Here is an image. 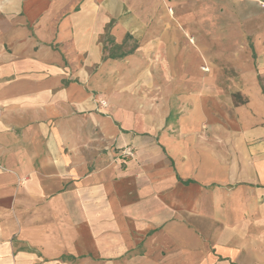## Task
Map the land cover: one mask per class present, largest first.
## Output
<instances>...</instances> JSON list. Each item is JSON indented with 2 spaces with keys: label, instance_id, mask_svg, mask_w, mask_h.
I'll use <instances>...</instances> for the list:
<instances>
[{
  "label": "crops",
  "instance_id": "obj_1",
  "mask_svg": "<svg viewBox=\"0 0 264 264\" xmlns=\"http://www.w3.org/2000/svg\"><path fill=\"white\" fill-rule=\"evenodd\" d=\"M120 4L0 0V264H264V89L169 124L103 56Z\"/></svg>",
  "mask_w": 264,
  "mask_h": 264
},
{
  "label": "rangeland",
  "instance_id": "obj_2",
  "mask_svg": "<svg viewBox=\"0 0 264 264\" xmlns=\"http://www.w3.org/2000/svg\"><path fill=\"white\" fill-rule=\"evenodd\" d=\"M119 1L98 39L103 56L124 54L117 59L124 61V79L140 80V97L161 101L159 113H167L169 124L178 117H197L192 99L201 94L203 105L218 114L216 99L228 120L244 103L246 86L256 83L264 89V0ZM120 22L124 30L115 29ZM103 102L107 105L101 100V107ZM203 116L207 122L199 133L206 139L198 144L227 151L225 127L222 141H214L209 115ZM240 125L241 131L247 128Z\"/></svg>",
  "mask_w": 264,
  "mask_h": 264
},
{
  "label": "built area",
  "instance_id": "obj_3",
  "mask_svg": "<svg viewBox=\"0 0 264 264\" xmlns=\"http://www.w3.org/2000/svg\"><path fill=\"white\" fill-rule=\"evenodd\" d=\"M103 106H105V103H101ZM121 153L122 154H126V155H130L132 156L133 155V150H132V147L130 146H125L121 149Z\"/></svg>",
  "mask_w": 264,
  "mask_h": 264
}]
</instances>
